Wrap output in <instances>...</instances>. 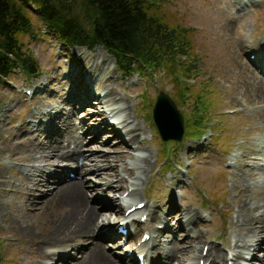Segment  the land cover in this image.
Masks as SVG:
<instances>
[{
    "label": "rangeland",
    "instance_id": "obj_1",
    "mask_svg": "<svg viewBox=\"0 0 264 264\" xmlns=\"http://www.w3.org/2000/svg\"><path fill=\"white\" fill-rule=\"evenodd\" d=\"M150 1L162 15L167 16L169 13L159 9L167 7L170 12L174 11L181 17L180 22L166 23L168 26L190 32L191 47L189 52L187 49V54L190 56L189 60L192 57L196 59L199 71L195 78L187 79L188 72L179 66L172 71L167 63L160 69L156 80L141 79L133 74L123 78L116 69L112 56L102 46L97 45L91 50L80 46L65 47L55 36H46L48 30L37 20L34 21L39 25L40 31L35 33V37L22 36L25 48L35 56L40 69L35 74L38 76L17 71L0 85V264H39L38 261L45 257L43 252L49 253L57 249L55 244H62L60 247L64 248L60 253L63 256L47 258L42 264H99V260L94 257L89 263H85L87 260L81 262L77 251L72 250L71 246L65 247L68 240L88 239L84 235L63 237L70 229L58 230L60 220L57 218L64 215L68 208L58 210L53 206L31 215L24 210L25 196L18 193L21 188L15 187L28 182L19 180L23 172H27L29 176L32 172L27 170L28 164L10 159L23 152L14 150V146L11 150V145L14 141L21 143L26 133L35 135L39 123L44 124L45 129H53L48 134L50 139L62 141L59 137L66 128L64 123H56L60 118H57V108H53L56 106L59 109L62 107V110L74 107L71 114L76 127L74 130L87 140V150L93 153L91 155L95 156V162H99L96 167L98 170L86 174L89 176L87 181L91 185L96 184L97 189H90L79 197L86 200L89 208L93 209L97 204L95 198L121 200L126 192L128 194L131 189L136 188V200L144 201L161 214L166 213L169 205H176L180 210L191 208L198 213L199 218L189 227L203 237V243L197 245H202V256L212 246L223 254L240 253L237 260L244 264H262L264 245L261 249L253 250L254 242L251 240L247 241V249L233 247V242L234 237L238 238L243 234L242 228L234 224L236 218L241 219V205H244L245 218L261 215L264 223V116L260 114L262 110L259 108L262 107L260 102L264 98L259 96L261 86H257L259 84L243 67L245 63L253 70V74L264 80V0ZM255 44H258L260 57L252 61L250 57L254 54L249 53ZM177 59L182 62L184 56H178ZM108 80L119 98L115 103L118 102L120 110L115 115L104 110L102 104L98 109L104 112L103 116L108 120L115 121L128 112L131 116L128 121L132 123L135 119L138 122L144 134L139 139L141 144H133L130 149L133 153L135 151L149 155L152 167L147 176L141 177L138 185L133 183L134 176L128 177L120 169L118 177L127 178L128 181L124 191H110L106 188V185L115 183L118 177L96 175V172L108 175L109 167L104 165L112 163L111 156L121 151L117 146L118 140L112 137L110 126L117 127L122 135L124 128L121 124L116 126L114 123H106L110 125L108 130L99 132L94 124L99 123L102 116L88 121L93 124L90 131L84 126L88 115L97 109L96 105L86 104L90 101V97H86L87 91L95 85L96 92L100 94L104 89L102 86ZM83 86L87 90L78 95L84 91ZM30 89H37L38 92L30 96L26 93ZM69 90L72 91V96L75 94L76 103L70 100L71 97L67 101L63 100V91ZM158 90L177 97L179 110L191 121L201 124L204 115L203 126H206L202 136L192 138L183 134L178 142L181 144L169 147L175 149L165 156L163 151L158 154L165 144L159 136H152L148 128L152 126V120H147ZM185 95L187 99L183 102ZM81 102L85 104V109L79 108ZM122 104L125 108L121 110ZM41 105L43 109L39 112V117H35L37 114L32 112ZM62 110L58 111L62 113ZM63 113L66 116L67 111ZM250 149L259 153L254 155L258 159L245 156ZM166 156L167 159L164 158ZM84 161L86 162L85 159ZM31 162L36 167L44 165L36 157ZM127 162L130 165L134 161ZM162 162L166 163L162 165ZM70 169L71 167L67 169V175L74 177L75 173ZM241 184L248 185V189L237 192L236 186L243 187ZM87 188L89 186L85 187V191ZM45 191L48 190H39L37 195ZM104 211L108 210L100 209L98 212ZM146 212L150 218L149 211ZM119 221H122L121 217L114 224L113 231H117ZM174 223L171 222L172 225ZM263 223L255 224L262 226ZM154 224L156 228L162 227L159 223ZM134 226L137 227L135 223ZM104 230L105 227H102L101 231ZM130 230L129 237H122L118 241L120 246L115 245L114 239L102 242L105 243L104 251L112 257L115 264H132L125 263V252L140 243L144 230H140L136 236L133 226H130ZM147 232L153 237L152 231ZM56 233L61 234L60 238L52 236L57 240H46V237ZM262 233L264 241V231ZM164 234L174 236L173 242L168 241V250L172 246L181 247L180 243L184 238L182 229L178 228L172 234L164 231ZM132 238L134 242L131 241ZM251 239L255 241L257 237ZM61 241L65 242L60 243ZM184 257V263L180 264H197V260H189L186 255ZM243 257H247V260ZM115 258L120 260L116 263ZM174 264L178 263L175 261Z\"/></svg>",
    "mask_w": 264,
    "mask_h": 264
},
{
    "label": "bare ground",
    "instance_id": "obj_2",
    "mask_svg": "<svg viewBox=\"0 0 264 264\" xmlns=\"http://www.w3.org/2000/svg\"><path fill=\"white\" fill-rule=\"evenodd\" d=\"M257 45L258 44H255L251 50L256 55V60H258L260 56V51ZM260 63H262L261 60ZM243 67L247 71V73L252 76L253 80L256 81V84H259L257 86H261L259 96H262V98H264V80L257 77L255 73L254 75L253 70L250 69L245 63L243 64ZM109 83L110 81L108 80V82H106L104 86H102L104 88L103 92H100L104 94L102 97L101 95L97 97L98 93L96 92V90H89V92L93 94H91L90 101H87L86 104H95L97 106L95 112L91 115H88V120L85 119L86 125L84 124V126H86V129H88L89 131L91 129L90 127H92L93 124L88 121L94 119V117L96 116H98L99 119L101 116V118L104 117V112H101V110L98 109L100 104H102V108L110 114L116 115V113H118V111L120 110V108H118V102L115 103V101H117V99L119 98H117L115 91ZM83 90L84 91H81L80 93H78V95L85 92V90H87V87L83 86ZM69 97L74 98L75 94L72 96V91H63V100L67 101ZM63 100H61L60 102H63ZM260 103L262 106L259 107L262 110L260 114L264 116V101H261ZM53 108H57L56 114L57 118L60 117V123L65 124L66 129L64 130V133L59 137L60 139H62V141L58 139L54 140L53 138L50 139L48 137V134L53 129H45L44 124L39 123L35 135L31 136V134L26 133L27 135H25V138H23V141L21 143L14 141L11 145V150H13L14 146V150H21L23 152L15 158L9 156L12 157L10 159L18 160L19 163L28 164L26 168L29 172H32L31 176H29L27 172H23L21 177H19V180H25L28 182L20 186H15L21 188L18 193L25 196L24 210L26 213L28 211L29 214L36 215L37 213L53 206H56L58 210L62 208H68L64 215H59L57 218V220H60L58 230L62 231L65 228L70 229V231H68L65 235H62L63 237L71 235H84L88 239L84 241H80L81 239L71 241L68 240L65 247L71 246L73 248L72 250L77 251L78 254H80L81 262H85L87 260L85 263H89L94 257L95 259L99 260V264H115V261L112 259V257L104 251L105 243L103 244L102 242L103 240L114 239L116 240L115 245L120 246V236L117 235L116 237H113L112 235L114 234L110 232H116L112 231L114 224L121 216L123 217L125 215L123 206L127 205V207H131V205L135 204L133 212H137V204L138 202L142 201L136 200L138 189L133 188L127 194L128 196L121 198V200L114 198H95L94 200L97 204L93 206V209L88 207L87 202L86 200H84V198L79 199V197H82V194H84L85 192L87 193L88 190L90 191V189H97L95 188L96 184L91 185L90 182L87 181L89 176H86V174L93 170H98L96 169V167L99 165V162H95V156L91 155L93 153L87 150V140H85L82 135L77 134L74 130L76 129V127L71 116L74 107L63 108V110L62 107L59 109L58 106ZM123 108H125V105L121 108V110ZM42 109L43 105H41L40 108H36L35 110H33L32 113L37 114L35 117H39L38 114L42 111ZM58 110H62V113H60V111ZM64 111H67L66 116L63 115L65 114L63 113ZM60 114L62 115L60 116ZM115 115H113V117ZM119 117L118 119H115V121L117 122L116 126L121 124L120 126L124 128L123 135L118 132L117 127L106 124L104 122V118L101 119L99 123L94 124V127H97L100 130L99 132L107 131L109 128L108 126H110L111 132L113 133L112 137H115L118 140L117 146L121 148L120 152H118L115 156H111V160L113 162L106 163L104 165L109 167L110 171L108 175H104L102 173L98 174V172H96V175L105 177L113 175L114 177H118L120 175L121 169L128 177L134 176L133 183L135 185H138L141 177L147 176L152 169L150 157L145 153H139L135 151L133 153L130 149V146H132L133 144L139 146L141 144V140H139V137L144 133V131L135 119L132 120L131 126L126 125V122L131 117L128 112L126 113V116H122L121 118ZM95 120L97 119L95 118ZM127 124H129V122H127ZM250 150L247 155L245 154V156L247 158L258 159L256 156L259 153L255 152L253 149ZM251 154H253V156ZM35 157L40 159V161L44 164L42 165V167H36L31 164V159ZM84 159L86 160V162L84 161ZM127 160H133L134 162L128 166ZM69 167H71L69 171H73L75 173L74 177H70L69 175H67V169ZM127 184V178L118 177L115 183L106 185V188H108L110 191L114 189H120L124 191V189H126L127 187ZM241 185L243 187L236 186L237 192L244 189L246 190V188L248 189V185ZM86 186H89V188H87L85 191ZM43 189L48 191L37 195V192ZM11 192H13V190H11ZM77 199L79 200L77 201ZM243 206L244 205H241V214L239 216V218L241 219L236 218L234 223L235 226L242 228L243 234H240L238 238L234 237L235 241L233 242V247L241 246L243 249H247L249 248V246L247 245V241L251 240L255 243H253L252 245L253 250H256L257 248L261 249L263 247L262 245H264V241H262L263 239L261 236L263 234L262 231H264V223L261 221V215L251 218H245L243 216ZM142 208L143 212H146L147 210L149 211L150 222H147V220L144 224L138 225L137 229V227L133 225V219L135 217H132V220L130 222V218L125 220L124 225L126 227L133 226L135 229H137L134 231V235L137 234L138 231L145 229L153 232L154 235L153 237H150L151 240L148 238L150 240L148 241V243H140L139 246H136L139 254H143L144 259L149 264H174L175 261L180 264L182 262L184 263L185 255L189 260H197V264H227V253L223 254L217 248H214L212 246H209L206 254L202 256V245H197L203 243V237L199 235V232L194 230L192 227H189V225H191L199 218L198 213L193 209L187 208L185 210H180L176 205H169L167 206L166 213L161 214L160 212L156 211V209H151L146 204L143 205ZM100 209H107L108 211H104L103 213H101L98 212ZM80 210L84 213H81ZM172 221L175 222L174 225L171 224ZM256 222H261L263 224L262 226H257L255 224ZM154 223H159L160 225H162V227L158 229L156 228ZM103 226H105V230L101 231V228ZM178 228L182 229V231L184 232L183 241L180 243L181 247L174 248L172 246L171 250H168V241L171 240V242H173L174 236L171 237L169 235H165L164 231H166V234H172L174 230H177ZM52 236H57L58 238H60L61 234L56 233L54 235H49L48 237H46V240H57ZM95 236H98L99 239ZM253 237H257V240L254 241L253 239H251ZM193 239H195V241H193ZM62 242L64 243L65 241H61L60 243ZM144 242H147V240H145ZM193 242L196 244H193ZM55 245L56 246L54 247L57 248L55 249V251L49 253H47L46 251L43 252L45 257H42L44 259L41 258L38 261L39 264L45 262V259L47 258L51 259L53 257L58 258L60 256H63L60 253V250L64 248L60 247L62 246V244ZM234 256L235 260L233 264H243L237 260V258L240 256V253H235ZM255 256L256 254L253 255V257ZM243 258L245 259V257ZM200 259H203L201 263L199 262ZM118 260L120 259H116V263ZM124 260L127 261V259ZM261 262L262 264H264V257Z\"/></svg>",
    "mask_w": 264,
    "mask_h": 264
},
{
    "label": "trees",
    "instance_id": "obj_3",
    "mask_svg": "<svg viewBox=\"0 0 264 264\" xmlns=\"http://www.w3.org/2000/svg\"><path fill=\"white\" fill-rule=\"evenodd\" d=\"M151 3L150 0H0V84L17 71L31 76L39 71L35 56L22 41V36L35 37L40 31L34 20L65 47L102 46L124 74L157 75L167 63L172 71L179 66L190 74H186L187 79L195 78L199 71L196 59L182 62L177 59L179 55L190 57L187 54L191 47L190 32L168 26L180 22L181 17L166 6L159 9L169 13L164 16ZM201 127L196 125V129Z\"/></svg>",
    "mask_w": 264,
    "mask_h": 264
},
{
    "label": "water",
    "instance_id": "obj_4",
    "mask_svg": "<svg viewBox=\"0 0 264 264\" xmlns=\"http://www.w3.org/2000/svg\"><path fill=\"white\" fill-rule=\"evenodd\" d=\"M153 113H154V118L156 119V122H158L157 118L162 113L165 114V116L168 118H171V116L172 117L174 116L173 118H175L179 122V124H177L178 130L174 136H171V137L167 136V137H164V139H168V138H174V139H178V140L181 139L182 134H183V129H182V124L180 123V115L176 110L174 102L163 92H159V94L156 98ZM160 128L163 129L162 126H160Z\"/></svg>",
    "mask_w": 264,
    "mask_h": 264
}]
</instances>
